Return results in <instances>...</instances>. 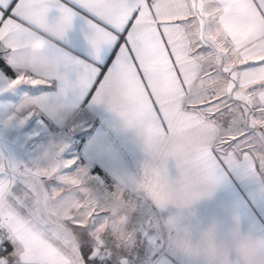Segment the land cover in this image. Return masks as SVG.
Instances as JSON below:
<instances>
[{"label":"snow or ice","instance_id":"obj_1","mask_svg":"<svg viewBox=\"0 0 264 264\" xmlns=\"http://www.w3.org/2000/svg\"><path fill=\"white\" fill-rule=\"evenodd\" d=\"M77 19L87 26L85 58L64 49ZM37 36L42 54L27 49ZM0 61L13 70L0 69V95L42 93L0 105V133L33 120V136L48 121L63 126L88 96L142 137L146 122L158 130L143 137L141 178L112 191L87 168L69 171L66 138L38 144L27 163L0 151V264H221L180 241L202 235L194 205L226 172L264 177V0H0ZM53 86L55 102L44 94ZM117 197L128 207L113 214ZM245 229L264 245V226L238 218L218 221L215 239ZM226 256L223 264H239Z\"/></svg>","mask_w":264,"mask_h":264},{"label":"crops","instance_id":"obj_2","mask_svg":"<svg viewBox=\"0 0 264 264\" xmlns=\"http://www.w3.org/2000/svg\"><path fill=\"white\" fill-rule=\"evenodd\" d=\"M56 15L54 12L50 13L49 19H53ZM86 32L87 26L81 20H75L73 29L69 31L67 41L64 43V49L69 55L79 58L87 56V45L83 39ZM14 93L18 96L14 105L20 104L26 95L39 96L42 94L39 91L29 90L27 86L15 90ZM44 94L53 102L60 99L58 86L46 89ZM46 123L51 124L48 129L54 134L53 138H62L60 137L61 131L69 125H85V131L80 133L85 136L80 147V156L83 162L97 166L109 175L112 185L110 188L107 187V190H114L120 180L140 179L144 163L150 159L145 151L144 139L137 129L128 126L123 117L109 110L105 105L92 104L91 96L77 102L76 108L67 116L63 126L50 121ZM33 124L35 123L30 121L24 129ZM18 132L25 134L21 128L9 129L0 133V151L27 163V154H32L35 158L37 153L32 149L34 146H27L31 140L26 144L28 153L18 154L14 151L15 146L14 142L11 143V138L17 135L20 138L21 134ZM34 139L38 143V138ZM167 166L170 177L178 178L179 173L174 162L169 160ZM92 175L98 177L96 173ZM194 211L206 221L215 219L230 224L238 218L243 228L249 224L264 226V177L258 179L255 175L245 174L242 170L228 171L213 195L198 201L194 205Z\"/></svg>","mask_w":264,"mask_h":264},{"label":"clouds","instance_id":"obj_3","mask_svg":"<svg viewBox=\"0 0 264 264\" xmlns=\"http://www.w3.org/2000/svg\"><path fill=\"white\" fill-rule=\"evenodd\" d=\"M47 48L44 38L35 37L27 41V49L33 54H42ZM264 123V121H258ZM157 126L149 121L144 124L142 135L145 139H150L157 134ZM117 203L111 206L113 214L120 211L121 208H127L119 197ZM126 222L124 212L117 216L116 223L123 225ZM218 221L215 219L206 221L205 229L202 235L196 240L182 238L181 246L185 251L198 252L204 259H214L223 262L227 259L226 252L239 261V264H264V245L261 244L258 236L250 234L246 229L237 232L231 239L224 243L215 239V228Z\"/></svg>","mask_w":264,"mask_h":264},{"label":"rangeland","instance_id":"obj_4","mask_svg":"<svg viewBox=\"0 0 264 264\" xmlns=\"http://www.w3.org/2000/svg\"><path fill=\"white\" fill-rule=\"evenodd\" d=\"M17 97H18L17 93L15 94L14 91L4 93L3 95H0V105H14ZM32 123H35V124H33V126L29 125V127H26L25 129H24V126L21 127V130L24 131L25 134L22 135L21 132H18L21 134L20 138H18V135L11 138V140H12L11 143L13 144V142H14L13 145L15 146L14 151L17 152L18 154L24 153V152L28 153V151L26 150V144L29 140L32 141V139H34L35 137L38 138V143L36 145H34V148H32V149H34V152H35V149L37 148L38 144H46L53 138L54 134H52L51 131H49L48 127H46L43 131H41L38 136H33V132L37 129V124L34 120L32 121ZM70 126H72V125H69L65 129H63L61 131V134H60V137L66 138L70 144V147L64 153V158L65 159H75V161H76V164L72 167V169H70V171L75 172L77 168L83 167V168L88 169V172L91 176L97 177L95 175H92L91 167L93 165L90 163H87V162H83V160L80 156V149L78 148L79 139H80V136L82 135L80 133L85 131L84 130L85 125L75 124L74 127L72 128L70 134L67 135V137H65V133H68ZM86 129H88V128H86ZM29 137H31V139ZM32 137H34V138H32ZM31 141L28 142V144H27L28 147H30ZM31 155L32 154H27V157H28L27 161L28 162H30V160L34 158L33 155L32 156ZM97 178H99V180L103 182L104 187L107 188L103 179L99 176ZM54 182L55 181H49L48 184L54 186ZM108 191H112V190H108Z\"/></svg>","mask_w":264,"mask_h":264},{"label":"trees","instance_id":"obj_5","mask_svg":"<svg viewBox=\"0 0 264 264\" xmlns=\"http://www.w3.org/2000/svg\"><path fill=\"white\" fill-rule=\"evenodd\" d=\"M0 69H2L7 75H13L12 69L7 67V66H5L3 61H0ZM84 140H85V136L81 135L80 139H79V143H78V148L79 149H80L82 143L84 142ZM91 172L92 173H96L99 177H101L107 187H109V188L111 187L112 180H111V178L109 177V175L105 171L101 170L97 166H92L91 167Z\"/></svg>","mask_w":264,"mask_h":264},{"label":"built area","instance_id":"obj_6","mask_svg":"<svg viewBox=\"0 0 264 264\" xmlns=\"http://www.w3.org/2000/svg\"><path fill=\"white\" fill-rule=\"evenodd\" d=\"M34 121H35V120H34ZM36 144H37V140L33 139V140L31 141L30 146H34V145H36Z\"/></svg>","mask_w":264,"mask_h":264}]
</instances>
